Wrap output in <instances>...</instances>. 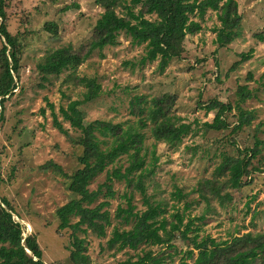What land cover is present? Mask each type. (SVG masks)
I'll return each mask as SVG.
<instances>
[{
  "label": "rangeland",
  "instance_id": "374dc122",
  "mask_svg": "<svg viewBox=\"0 0 264 264\" xmlns=\"http://www.w3.org/2000/svg\"><path fill=\"white\" fill-rule=\"evenodd\" d=\"M236 1L242 17L239 38L225 47H217L215 32L211 29L219 25V21L216 13L208 10L202 31L186 37L183 55L173 58L162 73L157 68L158 61L143 66L138 64L144 45H131L123 33L118 37V45L102 50V57L95 50L76 72L80 76H95L102 92L95 100L81 105L84 128L78 129L62 120L58 107L65 106L69 99H80L84 88L64 84L63 75L43 79L37 63L49 49L70 44L77 50L88 43L102 9L93 0H7V28L17 38L20 69L17 87L4 103V117L0 116V176L3 179L0 196L7 197L21 215L13 214V218L21 223L23 234L36 233L44 264H70L67 258L71 231H57L55 209L72 194L67 189L68 180L52 167L42 168V165L52 162L60 165L65 173H73L80 167V142L101 119L118 122L131 118L128 100L134 94H175L176 113L191 123L195 132L184 137L175 150L157 143L158 166L147 182V192L155 199L168 200L174 186L190 191L201 179L212 176L223 154L236 156L237 149L254 147L257 140L263 141L257 147L264 155V41L254 37L256 32L264 30V0ZM73 3L78 7L65 10ZM46 24H55L56 31L47 30ZM2 41L0 37V47ZM250 49L251 58L230 70L240 59L239 53ZM249 73L252 74L250 79ZM244 84L252 92V97L242 103L245 109L255 111L251 124L233 131L237 115L232 110L224 115L229 123L226 129L205 128L202 123L211 122L215 111L207 114L201 104L217 98L234 105L237 87ZM47 103H53L66 132L53 125ZM42 107L45 114L40 112ZM147 136L146 144L149 145L153 140ZM104 180L103 172L90 188H96ZM242 182L241 187L228 189L231 200L225 206L212 202L216 212L207 213L203 220L196 222L201 226L200 235H210L220 241L237 233L264 231V162L262 172L244 176ZM113 188L117 195L111 200V213L120 201L118 195L125 189L124 182L114 180ZM197 199L196 193L187 198ZM168 201L170 205L173 203V200ZM134 203L139 209L144 208L139 194L135 195ZM204 205L203 202L194 203L190 214L200 215ZM110 232L111 227H108L105 238L80 234L86 237L87 254L92 264L134 262L143 250L148 249H152L153 255L162 256L164 264H179L183 252L190 247L188 241L177 237L173 243L178 252L164 246H141L137 250L124 249L114 253L105 248Z\"/></svg>",
  "mask_w": 264,
  "mask_h": 264
},
{
  "label": "trees",
  "instance_id": "16d2710c",
  "mask_svg": "<svg viewBox=\"0 0 264 264\" xmlns=\"http://www.w3.org/2000/svg\"><path fill=\"white\" fill-rule=\"evenodd\" d=\"M6 2L0 0V37L3 39L0 47L1 118L4 117L5 101L14 94L17 87L20 69L17 38L7 28ZM93 2L102 11L93 24L90 41L77 50L70 44L49 49L37 63L43 79L63 75L64 84L84 88L80 99H69L65 106L58 107L62 120L78 129L84 128L81 105L99 97L102 86L95 76H80L76 70L95 50L102 57L105 47L118 45L121 33L130 39L131 45H144V53L138 59V64L143 66L147 62L158 61L157 68L161 73L173 58L183 55L186 37L202 31L208 10L214 11L219 21V25L211 29L215 32L214 43L217 47H225L241 36L242 17L236 0ZM72 7H78V4L67 5L65 10ZM45 28L51 32L56 31L55 24H46ZM254 37L263 42L264 30L256 32ZM239 56L240 59L233 63L230 70L249 60L252 49L239 53ZM251 77L249 73L248 79ZM236 94L234 105L217 98L201 104L205 113L215 111L212 121H205L202 125L211 130L226 129L229 123L224 115L232 110L237 115L233 131L250 125L255 119V111L245 109L242 103L252 97V92L244 84L238 85ZM175 101V94L169 92L158 96L134 94L128 100L131 118L118 122L101 119L80 142V167L73 173H65L60 165L52 162L42 165V168L52 167L68 180L67 189L72 194L70 199L55 209L57 231H71L67 258L70 264H92L87 254L86 237L80 234L89 233L97 238H105L108 227H111V232L105 241V248L114 250V253L124 249L137 250L141 246H164L178 252L173 240L179 237L190 244L183 252L179 264H264V231H246L218 241L210 235H200L201 226L196 224L207 213L216 212L212 202L225 206L231 200L228 189L241 187L244 176L262 172L264 155L257 146L263 141L257 140L251 148L237 149L236 156L223 154L212 176L201 179L190 191L174 186L168 199L173 200L171 205L168 200L155 199L154 195L148 194L147 182L155 174L160 157L156 150L157 143H164L175 150L184 137L195 133L191 123L176 113ZM47 106L53 125L66 132L57 118L53 103H47ZM40 112L45 114V108L42 107ZM147 134L153 140L149 145L146 144ZM122 159L124 162H120ZM103 172L105 180L96 188H90L96 177ZM114 180L123 181L125 189L118 195L120 201L111 213V200L117 195L113 188ZM2 181L0 176V185ZM192 193L197 194V200H187ZM136 194L141 197L143 209L134 203ZM201 202L205 204L202 213L192 216L190 210L194 203ZM13 214L21 217L7 197L0 196V264H44L36 233L23 237V227L13 218ZM123 264L164 262L162 256L153 255L152 249H148L143 250L136 261Z\"/></svg>",
  "mask_w": 264,
  "mask_h": 264
},
{
  "label": "water",
  "instance_id": "95a60500",
  "mask_svg": "<svg viewBox=\"0 0 264 264\" xmlns=\"http://www.w3.org/2000/svg\"><path fill=\"white\" fill-rule=\"evenodd\" d=\"M23 235H24L23 237H25V233H24ZM26 251H27L28 253H30V251H29L28 249H26Z\"/></svg>",
  "mask_w": 264,
  "mask_h": 264
}]
</instances>
